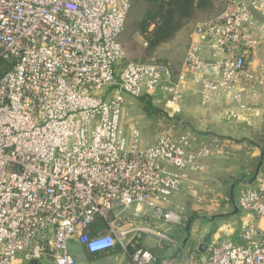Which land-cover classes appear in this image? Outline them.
Wrapping results in <instances>:
<instances>
[{"label": "built area", "instance_id": "2783aa9c", "mask_svg": "<svg viewBox=\"0 0 264 264\" xmlns=\"http://www.w3.org/2000/svg\"><path fill=\"white\" fill-rule=\"evenodd\" d=\"M133 1L0 0V264H80L72 241L89 256L119 248L122 264H264V227L253 222L240 242L204 251L152 226L183 224L172 199L222 150L188 132L143 145L122 120L127 95L165 93L174 116L191 86L204 102L264 94V0H223L196 21L178 69L129 58L121 36ZM236 204L264 220V158ZM146 234L177 250L156 254Z\"/></svg>", "mask_w": 264, "mask_h": 264}, {"label": "rangeland", "instance_id": "374dc122", "mask_svg": "<svg viewBox=\"0 0 264 264\" xmlns=\"http://www.w3.org/2000/svg\"><path fill=\"white\" fill-rule=\"evenodd\" d=\"M213 2V6L209 9L197 10L194 17L188 21L171 40L155 48H150L147 46L145 39L138 29V23L152 4L149 0H134L125 29L121 36V41L127 49L129 58L134 61L168 63L175 68V62L182 56V52L186 47L187 34L190 32L193 24L196 21L214 15L221 9L223 0H214ZM126 99L128 102H126L122 114V120L124 121L126 130L129 127H134L136 122L137 124L139 123L138 125L145 123L148 126L147 134L150 135L148 136L150 139L154 136V129L161 124L162 126L168 124L166 120L162 118L164 117L162 112L147 114L145 104L148 98L136 99L127 95ZM157 108L162 111L161 107ZM251 138L252 139L247 140L248 146L258 145L260 149L264 151V131H251ZM237 139L234 140V142L239 141ZM257 164L258 159H255L249 171H254ZM237 174L240 178L243 176L241 172L237 171ZM219 177L220 179L218 181L216 179L211 180L206 185L198 184L192 191H185V193L181 194L177 200H175V197L172 199L171 206L183 211L185 215L183 224H172L161 220H155L152 222V226L157 231L166 234L173 241L183 245L184 240L188 237V232L186 230L187 220L193 218L191 236L185 244L186 248L190 250L196 246L194 241L196 237L201 238L206 244H209L211 241L216 243L223 241H238L243 222L247 219H250L247 221L253 222L250 213L241 208L235 213L232 201L234 199L236 201L238 200L240 191L246 184H234L233 193L231 194L230 188L232 183L237 182L236 177L234 179H228L227 181L223 180L224 178L221 175ZM256 222L258 223V221ZM256 222L253 223L257 224ZM142 241L146 243L148 248L160 255H168L177 250V246L174 243L169 240L161 239L154 234L144 235ZM70 251L80 264L117 263L114 261V256L91 259L83 248L72 243L70 244ZM93 260L95 262L90 263Z\"/></svg>", "mask_w": 264, "mask_h": 264}, {"label": "crops", "instance_id": "0c3cea01", "mask_svg": "<svg viewBox=\"0 0 264 264\" xmlns=\"http://www.w3.org/2000/svg\"><path fill=\"white\" fill-rule=\"evenodd\" d=\"M187 45L188 34L186 47L182 52L181 58L175 62V69H178L180 66ZM259 55L261 58H264V47ZM205 56L207 57L206 54ZM149 98L154 105L161 107L162 114L164 115L162 118L168 124L166 126H162V124L159 127L156 126L157 128L153 130L154 136L149 139L148 136L150 135L147 134V124L141 123L138 125L139 123L137 124L136 122L134 126L141 128L142 131L143 145L154 142L161 133L178 135L188 132L192 136L195 146H210L212 149L222 150L220 154L214 151L213 155L202 159L201 164L203 165V169L201 171L188 173V180L181 191L176 194L175 200L185 193V191H192L198 184L206 185L211 180L216 179L218 181L220 175L225 181L236 177L237 182L232 183L230 191L234 187V184L242 183L248 185L252 182L263 151L258 145L248 146L247 140L252 139L251 131H264V94L259 97L246 95L239 101L230 92H220L208 102H204L199 89L191 86L186 95L178 101V108H175L176 112L174 116L171 115V111L166 105L167 94L159 92ZM236 139L239 141L234 142ZM255 159H258V164L256 169L251 172L249 171L250 166ZM237 171L242 173L243 176L241 178V175L238 173L239 176ZM232 201L236 202L235 199ZM250 217L253 222L258 221L256 223L264 227L263 219H254L252 215ZM242 230L243 227L239 235V242L242 240ZM194 241L196 245L206 244L201 238L196 237ZM71 243L83 248L76 241H72ZM143 244L147 247L145 242ZM107 256H114L116 264H122L125 260V256L119 248L110 253L90 256V258L99 259ZM94 262L93 260L90 263Z\"/></svg>", "mask_w": 264, "mask_h": 264}, {"label": "trees", "instance_id": "16d2710c", "mask_svg": "<svg viewBox=\"0 0 264 264\" xmlns=\"http://www.w3.org/2000/svg\"><path fill=\"white\" fill-rule=\"evenodd\" d=\"M150 8L138 23L147 46L155 48L171 40L190 21L197 10L213 6L214 0H149ZM147 114L162 112L148 97L145 104Z\"/></svg>", "mask_w": 264, "mask_h": 264}, {"label": "water", "instance_id": "95a60500", "mask_svg": "<svg viewBox=\"0 0 264 264\" xmlns=\"http://www.w3.org/2000/svg\"><path fill=\"white\" fill-rule=\"evenodd\" d=\"M263 158H264V151L262 152V156H261V158H260V161H259V164H258V167H257V170H256V174H255V176H254V179L256 178V176H257V174H258V172H259V170H260V166H261V163H262ZM254 179H253V180H254ZM253 180H252V182H253ZM232 193H233V187H232V189H231V194H232ZM232 197H233V196H232ZM233 202H234V209H235V212H238V206H237V204H236L235 201H233ZM192 221H193V218H190V219L188 220V222H187L186 230H187V232H188V237L184 240V244H183V245H185V244L187 243L188 238H190V236H191V225H192ZM205 249H206V244H201V245H200V250L204 251ZM34 264H36V263L34 262Z\"/></svg>", "mask_w": 264, "mask_h": 264}]
</instances>
